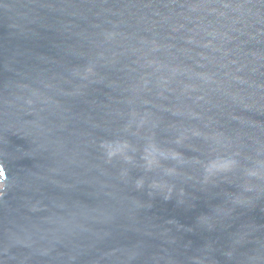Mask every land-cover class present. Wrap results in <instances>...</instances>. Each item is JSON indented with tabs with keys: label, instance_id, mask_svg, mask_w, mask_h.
<instances>
[{
	"label": "water",
	"instance_id": "95a60500",
	"mask_svg": "<svg viewBox=\"0 0 264 264\" xmlns=\"http://www.w3.org/2000/svg\"><path fill=\"white\" fill-rule=\"evenodd\" d=\"M0 264H264V0H0Z\"/></svg>",
	"mask_w": 264,
	"mask_h": 264
}]
</instances>
